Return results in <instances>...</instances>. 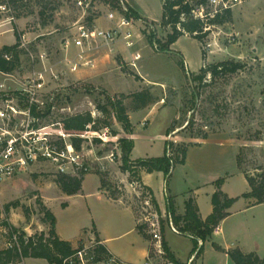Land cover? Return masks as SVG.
<instances>
[{"label": "rangeland", "instance_id": "1", "mask_svg": "<svg viewBox=\"0 0 264 264\" xmlns=\"http://www.w3.org/2000/svg\"><path fill=\"white\" fill-rule=\"evenodd\" d=\"M77 1L0 0V5L6 4L10 8L8 11L0 8V49L4 45H14L18 41L17 35L21 36V66L10 74L0 71V86L3 84L12 94L24 87L36 73L43 72L46 84L39 93V99L44 103L42 112L48 115L43 117L42 123H54L55 141L71 142L76 135L65 132L63 137V118L88 111L100 120L99 126L104 124V120L110 123L109 127L100 128L103 132L107 133L108 129V136H117V139L106 143L101 139L96 141L95 137L93 140L84 138L81 148L83 167L70 168L69 172L78 174L86 170L87 174H94L90 178L97 179L96 174L101 173L116 196L129 200L143 218L144 189L134 190L129 173L121 170L119 140H131L132 134L125 130L113 111L103 113L100 107L108 104V96L122 97V94L127 96L123 99L132 117L131 122L143 136L138 142L151 146L150 153L162 155L166 143L162 134H167L168 128L176 123L175 131L167 137L175 144H191L188 152L190 150V166L194 172L203 167L211 175L208 166L215 170L232 171L233 168L236 171V154L237 159H242L243 169L251 175L264 167V0H246L232 8V19L211 26L203 44L194 36L183 35L169 51L158 50L160 45L151 42L153 33L155 40H163L169 32V28L161 24L163 0H122V8L127 7L133 19L136 35V46L130 51L140 66H128L124 57L115 51L110 52L114 55L112 65L91 74L83 73L95 68L70 71L69 59L74 58L76 51L67 54L63 41L72 36L80 24H90V17L93 18L92 24L100 25L96 18L120 11L109 0H92L87 10L78 7ZM130 5L138 11L141 19L131 13ZM117 48L131 55L123 42L120 41ZM43 52L48 55L45 62L40 60ZM223 60L240 61L244 67L226 75H207L203 83L192 79L206 61L211 64ZM50 68H54L58 78L51 74ZM142 90H150L156 101L135 110L131 96ZM205 134L208 139H232L236 146L215 140L203 145L195 144L201 142ZM112 152H117L113 160L109 158ZM181 165L176 164L166 181L169 193L170 182L181 174ZM58 173L57 166L51 162L36 163L4 184L0 194V250L7 248L8 233L12 230L26 236L49 232L50 223L41 204L45 202L44 196L59 215L67 214L60 209V187L55 181ZM123 174L128 175L126 182L122 181ZM234 186L235 193L250 188L242 174L234 177ZM80 222L91 225L92 217L85 214L79 218ZM261 239L264 240V233ZM86 244L90 246L85 240L77 248L86 247ZM26 264L52 263L30 257Z\"/></svg>", "mask_w": 264, "mask_h": 264}, {"label": "crops", "instance_id": "2", "mask_svg": "<svg viewBox=\"0 0 264 264\" xmlns=\"http://www.w3.org/2000/svg\"><path fill=\"white\" fill-rule=\"evenodd\" d=\"M130 6L134 8L132 5ZM119 14L118 11H113L112 15L106 13L96 18L95 21L99 22L102 27L109 28L119 18ZM118 43L120 42L112 45L114 50L111 51V46H106L100 41H95L93 45L94 49L89 52L88 57L95 61L96 67L94 70L90 69L83 74L104 71L106 65L114 63V60H112L114 55L111 53L115 51L124 57L128 66L133 67L130 64L133 57L130 50L133 48L129 49L131 55H127L124 50L117 48ZM118 59H120V56H118ZM137 66H140L139 61H137ZM144 116L147 117V115ZM141 135L137 132L134 124L132 137L135 145L131 158L135 160L144 157L161 156V153H150L151 146L140 145L138 140L140 137H143ZM162 139L166 142L168 139L166 133L162 134ZM214 140L220 141L223 144L229 143L236 146L232 139L219 140L207 138L196 143L203 145ZM163 150L165 151V147ZM190 163L189 150L185 164L180 166L181 174L176 176L174 181L170 182L169 188L171 194L166 187L167 179L163 172H142L141 175L140 183L152 190L158 203L161 222H164V229L161 230L162 236L176 258L182 263H188L191 256L196 252L193 251L194 241L192 237L181 234L174 226L172 216L169 213L168 196H174L176 213L179 215L185 213L186 200L191 196L194 197L202 219H206L214 210L212 196L216 191L215 182L219 178H224L222 190L230 197H239V199L229 209L230 214L216 227L211 239L205 242L203 253L198 256L196 254V258L192 264H236L228 253L229 250L235 248H239L246 254L256 253L261 258H264L262 254L264 240L261 239L264 233V203L253 204V200L242 196L250 190L249 187L245 189L246 191L235 193L234 177H238L241 174L245 177V174L239 169L238 163L236 171L233 168L232 171H222V169L218 168L215 170L212 166H208L211 175L207 174L206 169L203 167H201V170L194 172ZM92 175L94 174H87L84 177L82 189L77 194L68 195L60 188L62 199L59 203L60 209L63 213H67L63 216L52 209L48 203V198L44 196L45 205L56 216V231L60 238L72 242L76 249L79 243L85 242V240L89 242L90 246L93 244L95 246L98 243L102 244L112 256L132 264H145L146 262L150 264H161L163 262L165 264H175L168 261L165 256H158L153 251L154 249L151 252L150 247H154L155 240L153 238L149 240L139 232L137 226L143 221L139 214H137L133 204L123 196L111 198L110 192L106 188H102L100 175L96 174L98 175V179L90 178ZM127 177L128 175L123 174L122 181L126 182L128 180ZM241 185L244 187V184ZM132 186H134L133 183ZM241 190H244V188ZM85 214L92 217L91 225L89 223H79V218L84 217ZM214 243L222 246L224 250L215 248ZM86 246L88 245L86 244Z\"/></svg>", "mask_w": 264, "mask_h": 264}, {"label": "trees", "instance_id": "3", "mask_svg": "<svg viewBox=\"0 0 264 264\" xmlns=\"http://www.w3.org/2000/svg\"><path fill=\"white\" fill-rule=\"evenodd\" d=\"M13 2H18L20 0H12ZM110 4L119 10H123L122 0H109ZM208 0H163V13L161 24L164 27L169 28V32L165 39L155 40V34L153 33L151 42L159 44L161 51H169L171 45L175 43L183 35H191L201 40L202 44L209 36V30L207 27L213 25L223 24L232 19V9H227L223 13H218L209 20H202L195 17L193 14V9L196 5L207 4ZM130 8V7H129ZM131 13L137 18L142 17L134 9L130 8ZM127 16L130 17L129 12ZM90 24H92L93 18H89ZM21 36L17 35V42L14 45H4L0 49V71L4 73H11L18 70L21 66V57L19 50ZM157 44V45H158ZM154 45V44H153ZM8 55L10 59L6 57ZM204 55L207 57V53L204 50ZM244 64L240 61L235 60H223L217 63H207L203 65L199 73L192 75L194 81H199L203 83L205 76L209 75L211 77H216L218 75H226L229 73H235L242 69ZM125 94L122 97H111L108 96V104L100 105L101 111L103 113H110L113 111L115 117L120 121L125 130L132 134L134 131V126L131 122L128 109L124 102ZM133 97V109L139 110L147 107L148 105L156 101L150 90H142L132 94ZM111 107V109H110ZM50 110V109H48ZM48 115L47 113H42V116ZM63 127L65 130L72 133L84 132L91 126L92 130H101L100 128H106L110 126L107 120H104V124L99 126L100 120L95 118L91 112H83L74 115H69L62 120ZM191 123V121H190ZM176 123L172 124L168 130L167 135H170L172 131L176 129ZM204 139L208 138V135H203ZM96 141H99L97 139ZM73 145L77 150H81L83 138L78 136L72 137ZM59 146H65L64 141L57 142ZM121 144V170L125 173H129L132 181L141 182L142 172L153 173L156 171H161L165 174L166 179H168L175 168L176 164H184L187 157L188 148L191 144H175L171 139H167L165 143V151L161 156L144 157L133 160L131 158V153L133 151L135 142L133 139L126 140L121 138L119 140ZM197 144V143H195ZM239 169L245 174L250 190L244 193L242 196L253 200V204L264 203V167H260V171L256 174L251 175L248 171L243 169L242 159L239 157L237 159ZM87 174L86 170H81L78 174L72 173H61L56 175V183L59 185L61 190L68 194L73 195L81 191L84 177ZM101 178L102 188H106L112 197H117L113 188L109 184L108 180L98 173ZM224 178H219L216 182V191L212 196V202L214 206L213 212L206 218L202 219L199 213V207L194 197H189L185 203V213L179 215L176 213L175 198L172 195L168 196L169 201V213L172 216L174 226L177 230L183 234L192 237L194 241V252L201 255L204 251V244L207 240L211 239L212 234L221 221L226 218L230 212L229 209L233 204L239 199V197H230L222 190V185ZM144 193L148 191L152 194V202L156 206L157 210L158 203L153 195L150 188L143 185ZM145 195V194H144ZM43 202V201H42ZM43 209L45 215L50 223V230L48 233L43 232L39 235L26 236L24 234H19L20 238V248L17 245L13 247L0 250V263L7 264L11 262H17L22 258H43L48 260L52 264H77L76 252L77 249L73 246L72 242L68 240L61 239L56 231V216L55 214L45 205L43 202ZM66 205V204H63ZM162 223V229H164V222ZM140 233H142L147 239L151 240L153 238L152 234L148 230L147 223H140L137 226ZM14 231V230H13ZM200 241L203 244H200ZM215 248L219 250H224L222 246L217 243L213 244ZM163 246L165 250V257L168 261L175 264H188L180 262L176 256L171 251L168 243L163 239ZM153 252L154 247L151 248ZM153 250V251H152ZM96 255V260L105 259L112 256L102 244H96L93 248ZM231 258L236 262V264H264V258H261L256 253H244L239 248H235L228 251ZM73 260L64 262L66 259Z\"/></svg>", "mask_w": 264, "mask_h": 264}, {"label": "built area", "instance_id": "4", "mask_svg": "<svg viewBox=\"0 0 264 264\" xmlns=\"http://www.w3.org/2000/svg\"><path fill=\"white\" fill-rule=\"evenodd\" d=\"M246 0H208L207 4L196 5L193 9L195 17L202 20H209L218 13H223L227 9H232L235 6L242 4ZM78 7L87 10L92 5V0H78ZM3 10L10 8L4 4L0 5ZM119 10V9H117ZM119 18L109 28H103L95 24L82 23L77 27V30L72 36L66 37L63 41V48L67 54L71 51L75 52L73 59H69L70 71L76 72L83 67L95 68L96 63L88 57L89 52L93 51L94 42L100 41L106 46H111L110 50L116 42H123L128 49L136 46V35L133 27V19L127 16L128 8L124 7L119 10ZM112 15V14H111ZM13 19V18H12ZM211 26L207 27L210 29ZM8 59L10 57L6 55ZM48 55L43 52L40 54V60H46ZM137 59L133 55L130 64L133 67L137 66ZM45 62V61H44ZM51 74L58 78V74L54 68H50ZM10 74V73H7ZM46 84V76L43 72L35 74L27 80L24 87L11 92L2 84L0 86V194L4 184L27 171L32 165L41 162H51L57 166L61 173H71L69 169L76 170L78 167L82 169V151L77 150L73 142H65V146H59L54 140V123L43 124L42 105L43 102L39 99V93ZM2 88V89H1ZM5 89V90H4ZM107 129V133H108ZM65 132L73 134L70 131ZM106 132L101 130L89 129L83 132L74 133L75 136L85 139H101L105 143L110 140L117 139V136H108ZM111 134V133H110ZM84 139V140H85ZM119 144L116 146L118 149ZM117 153V152H116ZM115 152L109 156L113 160ZM133 187L141 190L143 186L138 181H133ZM140 187V188H139ZM143 204L144 216L141 219L148 224V230L152 234L154 243V251L158 256H165L162 236L161 214L152 202V194L146 191ZM7 248L17 245L20 248L19 233L11 231ZM202 244V241H200ZM6 248V249H7ZM94 244L83 248H77L76 260L77 264H132L123 261L115 256H109L105 259L96 260V255L93 251ZM194 253L188 264H192L196 258ZM27 258H22L17 262L7 264H26ZM73 260L66 259L64 262ZM1 264V263H0ZM145 264H150L146 262ZM165 264V262L161 263Z\"/></svg>", "mask_w": 264, "mask_h": 264}]
</instances>
